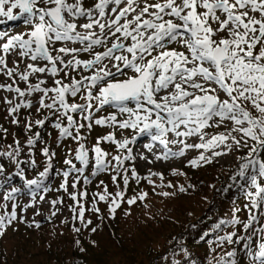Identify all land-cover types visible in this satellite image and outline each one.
Segmentation results:
<instances>
[{
	"label": "snow or ice",
	"instance_id": "obj_1",
	"mask_svg": "<svg viewBox=\"0 0 264 264\" xmlns=\"http://www.w3.org/2000/svg\"><path fill=\"white\" fill-rule=\"evenodd\" d=\"M14 10H19V13L14 14ZM0 17L7 21L22 20L30 29L26 34L11 35L0 45L3 52L0 55V72L9 77L18 75L27 88L22 90L11 84H0V88L18 93L20 97L42 93L37 102L39 107L54 110V114L60 112L67 119V126H63L59 120L54 125L60 137L84 139L79 135L80 129L92 128L93 110L111 106L126 118L120 120L113 113L106 118L95 119L94 123L132 129L138 135H148L151 141H158L165 150L162 156H156L157 160L183 157L189 148L211 151L212 156L202 153L198 159L189 161L191 166L199 167L201 161L212 163L214 157L227 155L234 146L237 149L248 148L247 156L238 158L243 162L231 177L234 182L237 178L243 181L239 186L250 201L245 205L248 219L242 221L234 216L229 221H222L231 225L242 224L248 234L237 236L236 232H231L220 236L217 246L225 242L240 244L243 241L250 264H264V227L253 229V224L260 223L264 218V0H93L91 6L87 7L85 0H0ZM80 20L85 22L79 23ZM4 22L0 20V23ZM5 35V32H0V40ZM58 42H71L81 47L56 48ZM109 43L110 46H107ZM172 44H179L183 50L169 47ZM96 46L105 47L106 50L95 51ZM13 50H17L18 56L33 62L27 64L25 71L18 72L8 67L6 57ZM81 52L91 53L93 58H77ZM68 55L72 58L65 60L64 57ZM105 60L111 67L104 63ZM41 61L44 62L43 66L39 64ZM81 68L91 70L93 74L82 76L79 80L73 76L70 84L55 79L53 87H42L46 84L43 79L35 84L29 83L30 77L36 74L48 73L56 77L64 72L68 76ZM119 76L126 78L119 79ZM82 90L84 95L81 99L85 103H70L69 98L77 97ZM49 93L54 95L49 96ZM221 93L224 98H221ZM46 99L51 102L46 103ZM7 102L11 104V101ZM32 107V101H22L10 108V112ZM72 114H78L88 122L87 125L78 123ZM228 123L232 125L230 130L205 139L208 136L206 129L227 128ZM35 124L43 127L45 120H36ZM31 126L29 123L28 127ZM73 127L76 136L71 131ZM233 132L241 134L240 138L232 135ZM169 133L174 138L169 139ZM39 136L37 132L36 138ZM193 136L201 142L187 143L185 138ZM100 140L114 142L119 148L127 149L129 154L123 159L119 155L113 157L116 161L114 167L119 174L124 160L134 159L132 149L128 148L134 139L116 141L114 133L99 138L92 149L96 169L93 175L107 170L111 164L106 160L108 153L99 146ZM249 140L253 143L249 144ZM16 143V149L0 152V157L19 166L20 161L16 159L20 154L19 141ZM35 143L36 139H28V145ZM170 143L181 144L182 147L179 151H173L169 148ZM221 146L227 151L216 150ZM145 147L151 150L153 145L147 144ZM43 155L51 161L55 153L50 154L49 149L44 148ZM75 160L84 168L89 165V153L83 144L76 150ZM35 163V160L31 161L32 165ZM65 164L78 173L84 170L77 168L72 159L65 160ZM50 168L51 163L39 173L38 178L26 181L33 202L38 190L49 191L44 179ZM4 172L5 166L0 163V175ZM16 175L23 176V170ZM63 175L65 181L62 187L67 191L69 172L65 171ZM132 175L140 179L134 168ZM152 175H159L163 180L162 173ZM113 180H116L115 176ZM148 180L154 183L150 178ZM123 182L125 185L129 183L126 171ZM167 186L172 187L171 184ZM179 190L187 191L183 186ZM19 192L20 188L13 187L3 199L12 201ZM160 194L173 195L168 192ZM81 195L86 196L87 193ZM97 195L101 201L108 200L107 186L104 194ZM147 195L146 192L141 193L139 197L128 199L127 203L135 204L137 199L144 200ZM123 197L124 192H118L111 198L110 212L113 217ZM39 198L44 200L43 195ZM72 199H77L75 194ZM51 203L55 206L62 201L54 200ZM31 206L34 203L26 207ZM0 207L6 210L8 204ZM17 207L13 204L10 213L5 211L0 214V238L4 236L7 226L17 220ZM94 211L99 212V208L94 207ZM84 217L85 210L80 205L78 217L74 219L78 218L87 227L92 221H85ZM35 227L39 228L40 224L36 223ZM73 230L77 233L81 231L80 228ZM258 235L261 242L258 251L253 252V238ZM236 257L237 252L233 249L219 257L216 264H237Z\"/></svg>",
	"mask_w": 264,
	"mask_h": 264
},
{
	"label": "rangeland",
	"instance_id": "obj_2",
	"mask_svg": "<svg viewBox=\"0 0 264 264\" xmlns=\"http://www.w3.org/2000/svg\"><path fill=\"white\" fill-rule=\"evenodd\" d=\"M72 2V0H70ZM149 2H155L149 0ZM93 0H85V6H91ZM18 10H14V14H17ZM6 18L0 17V20L4 21ZM85 22L84 20H80L79 23ZM6 23L0 24V32H5L6 35L4 39L0 41V45L6 42L7 38L11 35L16 34H26L30 31L29 27L25 25L22 21H18L17 23H12L9 28H6ZM27 38V35H25ZM64 44V43H63ZM60 42H58L55 47L59 48L61 46ZM69 48L71 47H81L79 44H73L68 42L64 44ZM110 46V43L107 45ZM169 47L176 48L177 50H183L179 44H172ZM105 47L96 46L95 51H104ZM127 54V53H125ZM156 53L154 52L153 55ZM0 55H3L2 49H0ZM72 56H65L64 59H71ZM79 59L88 60L93 58V54L81 52L78 54ZM8 67L15 68L18 72H23L26 70L27 64L33 63L29 58L20 57L17 55V50H13L7 57ZM104 63H108L107 60ZM40 66H43L44 62H39ZM108 66L111 67V64L108 63ZM92 71H85L83 68L72 71L68 76L64 75V72H60L58 76L52 77L48 73L44 74H36L30 77L29 83L35 84L38 83L39 80L43 79L46 81V84L42 85V87H53L55 79H62L64 83L70 84L72 82V77L74 76L77 80L81 79L82 76H90L92 75ZM131 74V73H129ZM119 79H125L126 77L119 76ZM85 83H88L87 81ZM0 84L8 85L11 84L13 87L19 86L22 90L27 88V84L19 79L18 75H13L12 77L4 75L0 72ZM53 93H49V96H53ZM84 95V90H82L81 94H79L75 98H69L70 103H78L83 104L85 101L81 99V96ZM42 96V93H33L31 95H26L25 97H20L18 93L9 92L5 88H0V152L13 151L17 148V141H19L20 154L16 158L20 161L19 166L12 163L5 157H0V163L4 164L5 172L0 175V204L5 200L3 197L7 195L9 191L13 187L20 188L18 184H11V182H2L3 179H8L10 175H16L17 172H24L23 176H18L24 181L22 187H24V193L22 196H18L16 202L12 203L18 205L16 208L18 218L13 221L15 226H19L23 220L28 224H36L40 221H46L47 219L53 220L48 226L49 234H57L56 236L70 235L71 229L68 227L67 223L69 221H74V217H78V213L80 210V205H83L85 210V221L91 220L92 223L87 227L84 226L80 222L78 218H75L76 221L79 222V227L82 231L85 232V236L88 234H96L95 238H98V241L101 240L104 243H101L103 247H110V245H106V239L104 233L100 232L105 227V223H103L106 217L113 216L110 212L111 207V198L116 195L118 192H124L123 201L120 203V207L117 208L114 216H118L121 219V225L115 229L121 234L122 238H125L126 235L131 237H142V235L150 229L149 227L155 228L156 224L159 222H163V219L167 217H171V215L177 210V208L181 205H189L194 202H198L201 200L203 196H213L215 187L214 184H218L223 181L226 175L230 172H236V167L242 163L243 161L239 160V157L247 156L249 149L241 147L237 149L235 146L233 147V151L229 152L227 155H222L220 157H214L212 163H204L200 162L199 167H193L190 165L189 161L193 159H198L199 156L203 153L206 156H212L211 151H205L204 149H196L189 148L186 150V154L183 157H173L168 160L160 159L157 160L156 156L163 155V148L160 144L156 143V147L150 152V150H145L142 147V144L138 143H129L128 148L132 149L131 155L134 157L132 160H124L122 168L119 170V174L117 173L116 161L113 159L114 156H121L123 159L124 156H127L129 153L127 149H121L118 147L117 143L100 140L99 146L108 153L106 157L107 161H110V167L101 172L97 173V175L91 180H87L90 182V185H84L82 180L86 177H90V174L93 173L94 169V153L92 149L96 146L99 138L108 135L109 133H114L116 141H123L128 139L130 141L133 138L138 136L137 132L132 129H120L118 126L113 127L111 125H96L94 123L95 119L106 118L109 115L116 113L118 119H125L126 116L119 115L118 111L111 106H106L104 109L99 110L98 112L94 109L92 112L93 115V126L91 129L87 127L80 129L79 135L84 137L81 140H75L72 137H60L59 130L54 127L55 123L59 120L63 126H67V119L60 115V112H55L54 110H49L46 108H40L38 105V100ZM221 98H224L223 93H221ZM7 101H11L9 104ZM32 101V108H21L16 113H11L10 108L14 107L16 104L21 102ZM46 103H50V100H45ZM39 109V110H38ZM74 119L77 120L78 123H84L87 125V121H84L80 118L78 114H72ZM18 121L17 123H13V121ZM36 120H45L48 121L47 126L43 127L36 125ZM31 123V128L28 127V124ZM46 124V123H45ZM232 127L231 123H228L227 128L221 126L211 127L206 129L205 131L208 133V136L205 137L207 140L211 135H215L220 132H226L230 130ZM73 136H76L75 127L71 129ZM39 133L40 136L37 139L36 133ZM140 135L142 137H145ZM232 135L236 136L238 139L240 138L239 133L233 132ZM36 139L35 145H28V139ZM173 134L169 135V139H172ZM187 143L197 144L201 141L198 137H188L185 138ZM232 143V141H229ZM253 142L249 140V144ZM80 144H83L85 148L88 150L90 163L87 168L75 160L76 150L79 148ZM182 147L181 144H169V148L173 151H179ZM48 148L49 153H55L52 156V160L59 158L60 165L63 169L71 168L70 165L65 164V160L72 159L73 163L77 168H83L82 173H78L73 169H70L69 176L67 177V191L64 190L62 185L64 184L65 177L61 176L62 170L60 166H56L57 175L59 176V180L56 182L54 186L57 188L56 193L53 194L55 196H51L52 193H45L43 189L38 190V195L36 197L35 202H33L32 197L27 190L26 181L28 179H36L38 176L31 171V166H35L43 171L47 163V157L43 155V149ZM51 148V149H50ZM227 151L224 146H221L220 149ZM264 155V154H262ZM35 160V165L31 164V161ZM54 161V160H53ZM57 161V159H56ZM51 162V161H50ZM206 166L215 167L216 175L219 174V178L216 176L213 182L209 181L212 178L211 173H209V169H206V172L202 170L205 169ZM56 168H54L56 170ZM133 168L136 170V173L140 177L139 180L136 179L132 175ZM234 170V171H233ZM126 174L129 178V183L127 185L123 182V175ZM211 172V171H210ZM152 173L163 174V180L159 175H152ZM223 174V175H222ZM220 175L222 177L220 178ZM234 175V174H233ZM116 177V180H113V177ZM148 178H150L154 183H149ZM238 179V178H237ZM231 181H233L231 179ZM240 178H239V180ZM171 184L172 187H168L167 185ZM73 185H75L73 187ZM163 185V186H161ZM105 186H107L108 200L101 201L99 199V194H104ZM183 186L187 191L181 192L179 189ZM21 187V188H22ZM62 187V188H61ZM204 188V191L198 193L196 195H188L190 193H195V191H199L200 188ZM61 188V190H60ZM86 191L95 196L93 200L92 197H89L87 193L86 196L81 195L82 193H86ZM219 191V190H218ZM146 192L148 195L144 200L137 199L135 204L129 205L127 200L132 197H139L141 193ZM168 192L173 195L164 196L160 193ZM207 192V193H206ZM75 194L77 199L73 200L72 195ZM187 194V195H184ZM43 195L44 200L41 201L39 196ZM183 195L185 197H179ZM239 195L237 193L236 198ZM242 197V196H241ZM208 198V197H207ZM211 197H209V200ZM58 200L62 201V203H57L55 206L52 205V201ZM205 200V197H204ZM208 200V202H209ZM79 201V204H77ZM239 206H245L249 204L250 201L245 197L242 200ZM207 202V203H208ZM34 206L26 207L27 205ZM95 208H99V212L94 211ZM75 208V211L73 209ZM244 208V207H243ZM12 209V208H11ZM12 211V210H11ZM55 212V215H53ZM173 212V213H171ZM130 213V214H129ZM248 213V210H247ZM241 211L239 215L241 216ZM178 217V216H177ZM112 219V218H111ZM248 219V215L246 220ZM120 221V220H119ZM140 221V222H136ZM133 223L127 227L125 224ZM136 222V223H134ZM119 223V222H118ZM155 225V226H154ZM104 226V227H103ZM115 227V226H114ZM264 227V218H261L260 223H254L253 229ZM95 228L96 231L93 232L92 229ZM232 231L227 230L226 234H230ZM248 233L241 231L238 232L237 236L247 235ZM51 235L47 236L46 245L51 242ZM24 236L16 233H7L2 237V249L1 252L6 256V259L10 261V264H45L49 262L48 256H44L42 251L38 249L31 250V254L21 250L20 242L24 240ZM236 239V237H234ZM38 240V239H36ZM158 244L165 245L167 243V238L160 237L158 239ZM254 242L252 244L253 252L258 251V244L260 241L259 235L253 238ZM109 243V241H107ZM129 242V241H127ZM243 241L240 244H232L233 249L237 252V264H250V257L247 254V250L243 248ZM157 244V245H158ZM106 245V246H105ZM20 246V248H18ZM20 249L21 254L17 255L15 258L16 250ZM0 252V253H1ZM183 255L181 254V257ZM14 258V259H13ZM5 260H3V264ZM72 264V262H69Z\"/></svg>",
	"mask_w": 264,
	"mask_h": 264
},
{
	"label": "trees",
	"instance_id": "obj_3",
	"mask_svg": "<svg viewBox=\"0 0 264 264\" xmlns=\"http://www.w3.org/2000/svg\"><path fill=\"white\" fill-rule=\"evenodd\" d=\"M45 123V127H48V121ZM56 159H53V161L51 158V162L48 161L51 163V168L48 172V178L44 179V185L49 189L47 193H52V197L55 196L53 194H58L56 193L57 188L54 186L55 181L57 182L59 180L56 166H60L62 169L60 171L62 177L66 171V168L63 169L60 165L59 158L56 157ZM238 167L239 165L236 169ZM206 169H209V173L212 175V178L209 180L211 182L215 180L214 178L216 176L219 178L218 175L223 172L221 171L216 175L215 167L213 166H206L202 171L206 172ZM31 171L39 177L40 170L37 167L31 166ZM233 174L234 172H230L222 182L213 185L214 187L216 186L213 196H209L208 194L193 204L191 203L186 206L180 205L174 213L171 212L173 213L171 217L163 219V222H159L158 224L155 223L156 227L153 229V226L149 227L150 229L142 237L135 238L126 235L125 238H122L121 234L115 229L121 225V219L118 216L106 217L103 221V223L106 222L105 227L103 226L104 228L100 234L104 233L106 245H110L109 248L101 245L104 242L102 240L101 242L98 241V238H95L96 234H88L85 236V232L81 230L79 222L75 219L73 222L69 221L67 223L71 229V234L65 235L64 237L60 235L56 236V233L49 234L51 231L48 230V226L53 221L50 219H47L43 224L41 221L38 222L40 224L39 228L35 227V224L31 225L26 223L24 220L19 226H15L12 223L7 226L5 234L11 232L24 236V240L20 242L21 250L29 253V255L31 254L32 248L38 250L40 248L44 256H48L50 260L45 264H69V262H72V264H216V260L219 257L224 256L228 251H232L233 249L232 244L226 242L222 246H217L218 237L225 236L227 230L238 234L243 228L242 224L231 225L222 223V221H229L234 216L239 217L242 221H246L248 215L247 208L245 206H239L244 198L243 189L239 186L241 184L238 181L239 178L236 182L231 181ZM96 175L92 174L91 177L94 178ZM222 175H220V178ZM6 181L11 182V184H18L21 192L17 193L14 200L4 201L0 204H8L6 210L0 207V214L5 211L10 213L12 210L11 204L16 202L19 194L22 196L24 190V187H22L24 181L17 175H10L8 179L2 180V182ZM82 183L84 185H90V182L86 183L84 179ZM229 185L233 186L229 187ZM203 191L204 188L202 187L199 191L188 195L193 196ZM86 193L88 192L86 191ZM237 193L239 195L238 198H236ZM90 196L93 200L95 199V196L89 194ZM179 197L182 198L185 196L180 195ZM209 197H211L210 200ZM236 209H240L241 216L239 215L240 211L237 212ZM218 224L220 225L219 228L216 227ZM125 225L129 227L133 223L131 222ZM74 228H80L81 231L77 233L73 230ZM48 235H51L52 241L46 245ZM160 237L167 238V243L164 246L158 244ZM1 239L0 252L2 249ZM81 249L84 250L81 251ZM213 249L215 250L213 251ZM21 250H16L15 258L21 254ZM181 254L183 255L182 257ZM3 260H5L4 264H10V261L1 252L0 264H3Z\"/></svg>",
	"mask_w": 264,
	"mask_h": 264
},
{
	"label": "bare ground",
	"instance_id": "obj_4",
	"mask_svg": "<svg viewBox=\"0 0 264 264\" xmlns=\"http://www.w3.org/2000/svg\"><path fill=\"white\" fill-rule=\"evenodd\" d=\"M1 24V23H0ZM59 46H64V44L63 43H60V45ZM171 133H169V135H170ZM146 138V137H145Z\"/></svg>",
	"mask_w": 264,
	"mask_h": 264
},
{
	"label": "water",
	"instance_id": "obj_5",
	"mask_svg": "<svg viewBox=\"0 0 264 264\" xmlns=\"http://www.w3.org/2000/svg\"><path fill=\"white\" fill-rule=\"evenodd\" d=\"M77 162H79V161H77ZM46 221H41V223L43 224V223H45Z\"/></svg>",
	"mask_w": 264,
	"mask_h": 264
}]
</instances>
